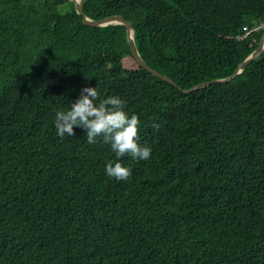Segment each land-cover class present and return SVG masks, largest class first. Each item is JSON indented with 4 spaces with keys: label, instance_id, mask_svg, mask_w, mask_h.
<instances>
[{
    "label": "trees",
    "instance_id": "16d2710c",
    "mask_svg": "<svg viewBox=\"0 0 264 264\" xmlns=\"http://www.w3.org/2000/svg\"><path fill=\"white\" fill-rule=\"evenodd\" d=\"M0 0V264H264V0ZM140 119L150 159L109 179L108 145L54 115L83 87Z\"/></svg>",
    "mask_w": 264,
    "mask_h": 264
},
{
    "label": "clouds",
    "instance_id": "9594fccd",
    "mask_svg": "<svg viewBox=\"0 0 264 264\" xmlns=\"http://www.w3.org/2000/svg\"><path fill=\"white\" fill-rule=\"evenodd\" d=\"M126 107L127 102L120 96L101 98L96 86L83 87L67 109L55 112V134L64 139L65 136L74 137L75 129H80L87 144L94 145L101 140L115 156L105 162V175L116 181H127L132 168L122 164L121 158L127 155L133 162L146 161L152 150L139 143L140 119L136 114L129 115Z\"/></svg>",
    "mask_w": 264,
    "mask_h": 264
},
{
    "label": "water",
    "instance_id": "95a60500",
    "mask_svg": "<svg viewBox=\"0 0 264 264\" xmlns=\"http://www.w3.org/2000/svg\"><path fill=\"white\" fill-rule=\"evenodd\" d=\"M70 1L73 2L76 13L81 15L82 23L85 25L94 26V27H102V26L113 25V24L124 25L125 31H126V40H127L131 54L134 57L135 61L140 66L145 68L148 72H150L152 75H154V76H156V77H158V78H160V79H162V80H164V81H166V82L177 87V84L174 82V80H172L169 76L164 75V74L160 73L159 71H157L156 69H153L152 67H150L144 61V59L141 57V55L139 54V52L137 50L136 44H135L134 30L132 27V23L129 20H126L121 15H110V16H107V17H104L101 19L94 20V19H91L84 14V12H83L84 0H70ZM263 51H264V31L260 37V40H259L256 48L237 65L235 70L230 75L223 77V78L204 81V82L198 83V84H196V85H194L188 89H181V88H179V89L182 90L184 93H189L191 91L209 86L212 83L228 82V81L232 80L235 76L242 73L244 71V69L246 68V66L250 62H252L254 59H256Z\"/></svg>",
    "mask_w": 264,
    "mask_h": 264
}]
</instances>
